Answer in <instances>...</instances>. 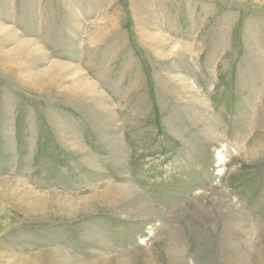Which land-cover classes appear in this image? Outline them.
<instances>
[{"label": "rangeland", "instance_id": "obj_1", "mask_svg": "<svg viewBox=\"0 0 264 264\" xmlns=\"http://www.w3.org/2000/svg\"><path fill=\"white\" fill-rule=\"evenodd\" d=\"M0 264H264V0H0Z\"/></svg>", "mask_w": 264, "mask_h": 264}]
</instances>
